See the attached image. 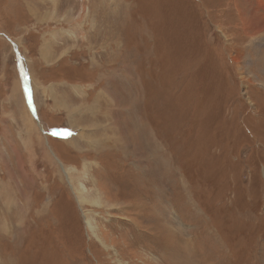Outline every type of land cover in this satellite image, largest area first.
<instances>
[{"label":"rangeland","instance_id":"374dc122","mask_svg":"<svg viewBox=\"0 0 264 264\" xmlns=\"http://www.w3.org/2000/svg\"><path fill=\"white\" fill-rule=\"evenodd\" d=\"M0 264H264V0H0Z\"/></svg>","mask_w":264,"mask_h":264},{"label":"bare ground","instance_id":"6f19581e","mask_svg":"<svg viewBox=\"0 0 264 264\" xmlns=\"http://www.w3.org/2000/svg\"><path fill=\"white\" fill-rule=\"evenodd\" d=\"M49 50V49H48ZM48 56V55H47ZM53 56V55H52ZM102 121V120H101ZM85 140V139H84ZM77 191V190H76Z\"/></svg>","mask_w":264,"mask_h":264}]
</instances>
